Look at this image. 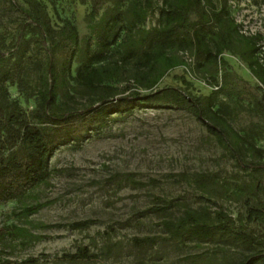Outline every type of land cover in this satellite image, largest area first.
Masks as SVG:
<instances>
[{"label":"rangeland","instance_id":"374dc122","mask_svg":"<svg viewBox=\"0 0 264 264\" xmlns=\"http://www.w3.org/2000/svg\"><path fill=\"white\" fill-rule=\"evenodd\" d=\"M222 1L213 0L218 8ZM94 2L0 0V51L5 53L0 65L2 120L36 123L30 112L45 90L57 113L88 112L121 96L74 80L85 62L88 40L96 42L110 17L121 15L125 22L130 17L128 3L107 0L100 16L92 19ZM227 7L236 26L222 58L232 76L264 90L260 80L264 77V0H227ZM163 8L164 0H152L134 39L162 27ZM208 10L203 2L202 10L192 9L189 18L199 20ZM66 21L78 31L70 71L65 59L75 46L64 30ZM228 27L227 22L211 24L213 32ZM246 39L256 42L260 50L249 49ZM120 42L114 57L97 65L108 69L101 86L118 90L131 86L149 98L130 113L104 117L79 148L74 142L61 146L50 160L51 173L44 184L0 205V264L29 258L39 264H240L264 250V226L246 221L248 210L256 206L251 189L264 178L236 161L239 157L264 166L238 137L264 151V117L221 78L220 65L207 64L194 49L176 46L170 54L181 65L150 87L153 72L135 63L124 64L126 51ZM15 65L20 74L12 82ZM172 96L197 100L205 117L197 118L184 100L180 106L170 104ZM208 110L217 112L230 127L221 142L207 129L208 124L221 129ZM166 202L175 206L160 210ZM37 204L42 205L37 212L18 215ZM186 209L211 217L222 211L235 221V231L249 232L254 242L222 239L218 234L205 241L171 237L164 222H177ZM85 221L91 223L72 226ZM14 227L26 233L17 234ZM146 239L149 242L143 243ZM82 247L96 258L76 263L63 259Z\"/></svg>","mask_w":264,"mask_h":264},{"label":"trees","instance_id":"16d2710c","mask_svg":"<svg viewBox=\"0 0 264 264\" xmlns=\"http://www.w3.org/2000/svg\"><path fill=\"white\" fill-rule=\"evenodd\" d=\"M107 0H95L91 17L96 19L100 16V11ZM123 4L128 3L130 17L127 22L121 15L110 17L103 25L99 38L94 43L92 39L87 42L85 50V62L77 70L74 80L90 89H104L120 92L121 96L108 100L94 110L88 112L57 113L53 111L49 103V90L41 93L40 103L37 108L30 112L36 123L27 120H2L4 113L0 108V205L9 201L19 199L27 192L44 184L50 176V160L55 151L61 146L75 143L79 148L81 143L86 141L91 132L101 123L104 117L112 114H126L133 109L143 105L149 98L143 97L139 90L131 86L123 89H112L101 86L102 81L108 75V69L97 65L107 62L114 57V51L118 41L125 48L124 64L135 63L139 67L150 71L152 78L149 86L154 87L159 84L166 72L178 67L182 62L171 51L179 45L186 49H194L198 57H205L207 64L220 65L221 78L229 81V84L240 91L249 104L264 117V90L261 86H253L237 76H232L228 70L227 63L223 60L222 54L229 48L232 26H236L231 18L227 7V0H223L218 8L213 0H164V24L161 28L154 30L146 36L134 39L135 31L143 25L146 20L148 9L152 5V0H121ZM203 2L209 10L202 13L199 20L192 21L189 13L192 9L202 10ZM216 22L222 26L228 23V30L213 32L211 24ZM127 23V24H126ZM118 28V30H117ZM50 29V27L48 28ZM68 38L75 48L68 50L65 64L67 70H71L78 44V31L71 22H65ZM121 31H124L123 36ZM122 36V38H121ZM121 39V40H120ZM249 49L253 52L260 50L256 42L246 39ZM5 60V53L0 51V65ZM20 67L15 65L12 82L19 79ZM1 79V76H0ZM264 84V77L260 76ZM218 83V82H217ZM1 85V81H0ZM2 88L0 86V95ZM183 100L190 103L191 111L197 118L205 117L203 110L197 100L191 97L172 96L168 102L172 105H183ZM217 120V129L207 125L208 131L213 133L221 142L224 139L226 128H230L225 119L217 112H213ZM207 115V114H206ZM240 140L248 144L250 150L258 159L264 161V151L256 148L244 138L238 136ZM240 167H248L257 171L264 178V166L256 165L254 162L247 163L241 158H237ZM251 195L256 206L248 210L247 225L260 224L264 226V182L261 181L251 189ZM175 205L173 202H166L160 210H168ZM42 207L41 204L26 207L18 214L27 216L37 212ZM91 222H78L72 224L75 228L87 227ZM235 221L226 213L219 211L214 217L201 213L197 210L186 209L184 215L177 221H165L164 227L171 237L183 238L188 236L198 241L211 239L218 234L222 239H233L245 243L254 242V238L245 230L235 231L233 226ZM246 225V226H247ZM17 234L23 235L25 230L14 227ZM151 241V240H150ZM148 243L149 239L142 240ZM88 247H82L76 253H69L63 259L69 263L88 261L95 259ZM264 263V250H258L244 258L240 264ZM18 264H39L36 258H29Z\"/></svg>","mask_w":264,"mask_h":264}]
</instances>
